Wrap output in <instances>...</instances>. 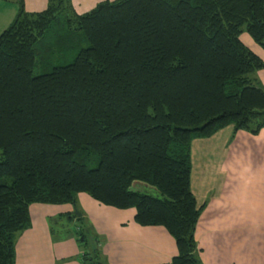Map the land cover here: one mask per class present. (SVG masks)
I'll use <instances>...</instances> for the list:
<instances>
[{
    "label": "trees",
    "instance_id": "trees-1",
    "mask_svg": "<svg viewBox=\"0 0 264 264\" xmlns=\"http://www.w3.org/2000/svg\"><path fill=\"white\" fill-rule=\"evenodd\" d=\"M244 33L264 49V0H106L84 14L71 0L35 13L21 2L0 35V264H16L32 204L78 218L81 193L165 228L171 264H203L193 142L264 128V61ZM75 34L87 44L72 63L35 76L62 57L47 40L64 48ZM79 241L83 264H108L87 229Z\"/></svg>",
    "mask_w": 264,
    "mask_h": 264
},
{
    "label": "crops",
    "instance_id": "crops-1",
    "mask_svg": "<svg viewBox=\"0 0 264 264\" xmlns=\"http://www.w3.org/2000/svg\"><path fill=\"white\" fill-rule=\"evenodd\" d=\"M103 1L72 3L84 14ZM21 2L33 13L46 10L49 0H0V35L16 18ZM241 40L264 61V49L249 34ZM258 76L264 87V69ZM192 156V191L205 206L196 230L202 263L264 264V128L252 135L234 133L229 126L195 140ZM77 205L81 212L75 218L70 204H32V226L17 240L16 264H83V228L98 236L108 264H171L178 254L169 232L137 224L134 209L109 207L86 193L79 194ZM58 217L64 229L54 232L51 224ZM65 218L74 223L75 232L66 229Z\"/></svg>",
    "mask_w": 264,
    "mask_h": 264
},
{
    "label": "rangeland",
    "instance_id": "rangeland-1",
    "mask_svg": "<svg viewBox=\"0 0 264 264\" xmlns=\"http://www.w3.org/2000/svg\"><path fill=\"white\" fill-rule=\"evenodd\" d=\"M71 2H72V0H71ZM48 5H49V3H48ZM72 6H73V8L75 10V7H74L73 3H72ZM33 13H35V12H33ZM82 36H84V35H82ZM55 40H54V38H52V39H48L47 42L48 43H53L54 51L57 52V55L58 56L61 55L62 57L60 59H55V60L52 59V61L50 62V64L47 65L46 70H44L46 64L44 66V69H42L41 66L38 67L35 70V72H34V75L35 76L41 75L44 72L51 71V69L54 66H61V65L62 66H65V65H69L70 63H72V61L74 60V58L77 55V53L79 52V50L81 48H85L86 47V44H87L86 41L80 40V36L78 34H75L74 35V41H73L72 44H70L71 46L69 45V46L64 47V48H61L60 46L54 45ZM60 53H64V54H60ZM63 55H64V57H63ZM138 188L142 192H146V193H149V194L154 195V196H158L159 195L158 192L156 190H154V189H150V188L147 189V188H144L143 186L137 187V189ZM86 223H87V221H86ZM64 224H65V227H66L67 230H71L73 232L76 231L75 230V227H74V223L72 221H69L67 218H65ZM62 225H63V221L61 220L60 217H58V223L56 221L53 222L51 224V228L54 230V232H56L59 229H62V230L64 229V226H62ZM90 229H92V228H89V234L92 235V236H94L95 239H98V236L95 235L94 232L92 230H90ZM87 247H88V249H93V244H92V240L91 239H90L89 245ZM99 250H100V248H99ZM91 251H92V253H95L94 250H91Z\"/></svg>",
    "mask_w": 264,
    "mask_h": 264
},
{
    "label": "water",
    "instance_id": "water-1",
    "mask_svg": "<svg viewBox=\"0 0 264 264\" xmlns=\"http://www.w3.org/2000/svg\"><path fill=\"white\" fill-rule=\"evenodd\" d=\"M76 213H78V212H76ZM79 216H80V214H79ZM92 244H93V249H95L96 246L94 245V242L93 241H92Z\"/></svg>",
    "mask_w": 264,
    "mask_h": 264
}]
</instances>
